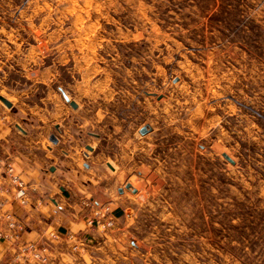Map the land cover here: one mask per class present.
Instances as JSON below:
<instances>
[{"label":"rangeland","instance_id":"obj_1","mask_svg":"<svg viewBox=\"0 0 264 264\" xmlns=\"http://www.w3.org/2000/svg\"><path fill=\"white\" fill-rule=\"evenodd\" d=\"M0 96L14 151L74 135L90 264H264V0H0Z\"/></svg>","mask_w":264,"mask_h":264},{"label":"crops","instance_id":"obj_2","mask_svg":"<svg viewBox=\"0 0 264 264\" xmlns=\"http://www.w3.org/2000/svg\"><path fill=\"white\" fill-rule=\"evenodd\" d=\"M10 103L12 108L13 104ZM77 107L78 104L74 108ZM10 108L8 106L9 110ZM8 117L0 120V163L10 160L20 173L22 180L34 188L28 207L18 211L19 217L26 225L24 241L45 243L48 246V264H78V262L90 264L95 260L92 254L101 250L103 243L110 241L111 230L108 231L102 225L90 226L89 211L78 200L79 196L75 190L80 185L77 178L80 152L73 146L70 147L75 148V152L69 151L70 154L66 155L61 152L65 143H75L74 135L58 133L57 142L51 139L54 144L51 146L45 144L41 135L36 136L38 140L34 141L31 138L30 124L28 130L22 131V126L17 121L16 128L24 138L30 134L31 140L26 139L25 144H19L14 151L15 149H11L12 144L8 133L11 130V127L7 125ZM37 142L45 145L36 149ZM86 148L94 151L91 145H86ZM88 155L85 153L86 157ZM96 158L100 159L101 156L97 155ZM93 203L98 207L102 204L100 201ZM57 233L60 234L57 238L52 236ZM76 239L80 241V245L74 249ZM14 254L15 250L9 243L0 241V264H19L13 258ZM20 264L41 263L21 261Z\"/></svg>","mask_w":264,"mask_h":264},{"label":"built area","instance_id":"obj_3","mask_svg":"<svg viewBox=\"0 0 264 264\" xmlns=\"http://www.w3.org/2000/svg\"><path fill=\"white\" fill-rule=\"evenodd\" d=\"M33 189L22 180L10 160L0 163V241L7 242L13 247L15 250L13 258L19 264L21 261L48 264V246L45 243L24 241L26 225L18 214L20 209H25L30 204ZM86 207L89 209L90 226L95 224L105 228L113 226L115 218L109 206L95 208L91 202L87 203ZM58 235L60 236L59 233L52 234L56 238ZM79 242L76 239L74 249L79 247Z\"/></svg>","mask_w":264,"mask_h":264},{"label":"water","instance_id":"obj_4","mask_svg":"<svg viewBox=\"0 0 264 264\" xmlns=\"http://www.w3.org/2000/svg\"><path fill=\"white\" fill-rule=\"evenodd\" d=\"M65 98L67 99V100H69V97L65 94ZM0 99L7 105V106H11V103L5 98V97H3V96H1L0 97ZM71 104L74 106V107H76L77 106V104L75 103V102H71ZM147 132V129L146 128H144L143 130H141V133L142 134H145ZM51 139H52V141L53 142H57V138L56 137H54V136H52L51 137ZM225 157L229 160V161H231V162H233V160L228 156V155H226L225 154ZM128 187H130V185H127Z\"/></svg>","mask_w":264,"mask_h":264}]
</instances>
